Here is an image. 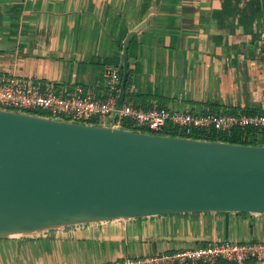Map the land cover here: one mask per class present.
<instances>
[{
    "label": "crops",
    "instance_id": "0c3cea01",
    "mask_svg": "<svg viewBox=\"0 0 264 264\" xmlns=\"http://www.w3.org/2000/svg\"><path fill=\"white\" fill-rule=\"evenodd\" d=\"M249 0H240L239 7ZM222 0H0V72L110 90L103 71H120L142 105L199 111H264V0L254 17H214ZM131 97V96H130ZM208 223V226L206 224ZM264 239V214L197 212L108 219L0 237V264H94L123 256ZM215 264H235L220 259ZM248 264H264L250 260Z\"/></svg>",
    "mask_w": 264,
    "mask_h": 264
},
{
    "label": "water",
    "instance_id": "95a60500",
    "mask_svg": "<svg viewBox=\"0 0 264 264\" xmlns=\"http://www.w3.org/2000/svg\"><path fill=\"white\" fill-rule=\"evenodd\" d=\"M158 0H155L157 3ZM123 40V99L127 48ZM264 214V144L154 134L0 108V237L108 219Z\"/></svg>",
    "mask_w": 264,
    "mask_h": 264
},
{
    "label": "built area",
    "instance_id": "2783aa9c",
    "mask_svg": "<svg viewBox=\"0 0 264 264\" xmlns=\"http://www.w3.org/2000/svg\"><path fill=\"white\" fill-rule=\"evenodd\" d=\"M103 78L110 94L98 97L81 86L57 87L41 77L0 72V108L77 122L109 123L124 128L131 124L138 130L154 134H166L168 128L174 127L181 132L179 136L186 137H192L194 131L210 130L231 135L234 127L246 126L264 132V111L213 112L165 108L156 104L142 105L132 99L136 90L132 84L125 86L123 99L117 106L116 96L120 85L118 69L106 67ZM219 259L235 264H248L250 260L264 261V239L214 240L206 244L149 255L123 256L94 264H215Z\"/></svg>",
    "mask_w": 264,
    "mask_h": 264
},
{
    "label": "trees",
    "instance_id": "16d2710c",
    "mask_svg": "<svg viewBox=\"0 0 264 264\" xmlns=\"http://www.w3.org/2000/svg\"><path fill=\"white\" fill-rule=\"evenodd\" d=\"M239 4H240V0H222L221 8L219 10L213 11L212 15L217 18L219 16L221 21H223V15L226 16L237 15L236 21L238 23H241L242 25L245 26L250 25L254 17L253 0H249L247 2V6L239 7ZM121 74H122V64L120 66V71H119L120 79H121ZM128 80L129 79L127 76L126 85L128 84ZM213 112H217V111H213ZM245 112L253 113L259 111L246 110ZM127 127L130 129H137L136 127L134 128L131 124H128ZM180 133L181 132L174 127L168 128L166 131V134H170V135H180ZM191 136L195 138L221 139V140H227V141L243 143V144H264V132L250 126L234 127L232 129L231 135H226V134L222 135L221 133L215 130H210V131H194L191 134Z\"/></svg>",
    "mask_w": 264,
    "mask_h": 264
},
{
    "label": "rangeland",
    "instance_id": "374dc122",
    "mask_svg": "<svg viewBox=\"0 0 264 264\" xmlns=\"http://www.w3.org/2000/svg\"><path fill=\"white\" fill-rule=\"evenodd\" d=\"M104 121H107V119H105ZM134 128H135V126L134 125H132ZM201 213V212H200ZM174 214H178V213H170V214H165V215H174ZM206 226H208V223L206 224Z\"/></svg>",
    "mask_w": 264,
    "mask_h": 264
}]
</instances>
